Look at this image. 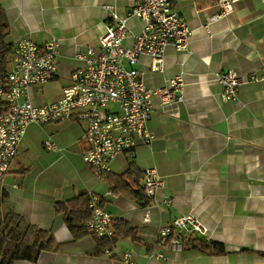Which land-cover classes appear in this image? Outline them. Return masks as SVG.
Returning a JSON list of instances; mask_svg holds the SVG:
<instances>
[{"label":"crops","instance_id":"1","mask_svg":"<svg viewBox=\"0 0 264 264\" xmlns=\"http://www.w3.org/2000/svg\"><path fill=\"white\" fill-rule=\"evenodd\" d=\"M136 1L0 0L9 22L4 41L10 49L20 39L40 45L59 40L60 74L33 87L32 100L43 104L61 98L72 72L81 65L77 52L97 45L105 32L109 16L105 6L113 5L126 16ZM218 1L172 0L173 9L193 29L190 49L178 52L168 47L163 71H152L147 56L138 65L148 87L166 85L175 101L163 104L160 97L152 98L151 144L140 142L134 150L118 154L110 173L121 175L133 163L144 186L145 170L155 168L161 176L156 200L148 196L139 202L115 192L104 177L94 174L82 158L85 120L33 123L0 181V214L21 215L53 243L36 262L20 259L13 264H264L263 255L241 251L264 253V85H241L237 100H223L224 87L215 78L216 73L244 74L264 65V0L239 1L232 13L210 24L212 33L207 34L202 24L217 13ZM129 23L135 31L141 29L136 18ZM9 48L5 61L10 59ZM179 76L175 88L165 82ZM53 82L59 84L54 96L48 92ZM48 138L59 150L46 148ZM89 191L102 196L103 208L116 220L135 227L137 237H118L114 248L101 255L94 254L96 238L91 231L76 238L57 204ZM190 213L205 224L210 239L190 237L223 243L225 255L173 251L160 237L161 228ZM162 251L172 261L159 260ZM127 253L129 261L124 258ZM150 253H158L157 258Z\"/></svg>","mask_w":264,"mask_h":264},{"label":"built area","instance_id":"2","mask_svg":"<svg viewBox=\"0 0 264 264\" xmlns=\"http://www.w3.org/2000/svg\"><path fill=\"white\" fill-rule=\"evenodd\" d=\"M239 1L219 0L217 13L202 24L205 32L211 34L210 24L232 13ZM105 8L109 16L103 36L97 45H87L77 52L81 65L74 69L70 84L55 101L37 104L32 100L31 90L59 76L58 38L44 45L20 39L12 49L8 47L10 59L6 58L5 70L0 72V181L9 173L27 128L33 123L85 120L82 158L97 176L112 170L118 154L134 150L140 142L151 144L152 98L158 96L165 104L174 102L175 96L166 85L147 86L145 72L138 68L140 59L149 57L150 69L163 71L168 47L178 52L189 50L193 29L173 9L172 0H137L126 16L120 15L113 5ZM132 18L141 23L139 31L130 25ZM127 40L131 43L127 44ZM1 46L0 43V52ZM215 78L224 87L222 99L237 100L241 85L252 82L264 85V65L244 74L235 70L216 73ZM179 81L180 76L165 80L173 88ZM44 145L50 150H59L50 138ZM144 175L145 193L156 200L161 176L155 168H147ZM86 197L92 212L87 223L90 231L98 239L113 238L116 216L103 208L100 194L89 191ZM172 232L174 248L177 244L181 247L177 239L180 233L188 238L199 234L210 239L208 228L192 213L176 218L159 230L163 240ZM130 257L131 253H127L124 258L129 261Z\"/></svg>","mask_w":264,"mask_h":264},{"label":"trees","instance_id":"3","mask_svg":"<svg viewBox=\"0 0 264 264\" xmlns=\"http://www.w3.org/2000/svg\"><path fill=\"white\" fill-rule=\"evenodd\" d=\"M9 22L4 11L0 10V43L2 50L0 52V72L5 70V57L8 52V45L4 38L7 35ZM138 169L131 163L129 169L121 174L105 172L101 174L110 184L114 186L115 192H123L138 200L139 202L148 199V195L142 185H140ZM145 200V202H146ZM144 202V201H143ZM3 199L0 197V207ZM57 210L65 214V222L70 231L76 238L90 234L87 226L92 217V212L86 194H80L77 197L57 204ZM114 237L97 239L95 255H101L105 251L114 248L118 237L136 238V228L129 223L116 220L114 223ZM94 235V234H92ZM173 239V232L168 236V241ZM53 243L52 237L37 227L29 224L21 215L9 211L6 214H0V264H13L15 260H28L36 262L43 249H47ZM183 250H198L204 254L222 256L227 253L226 246L217 241H207L199 238H187L181 242ZM241 251L256 252L263 255V252L243 248Z\"/></svg>","mask_w":264,"mask_h":264},{"label":"rangeland","instance_id":"4","mask_svg":"<svg viewBox=\"0 0 264 264\" xmlns=\"http://www.w3.org/2000/svg\"><path fill=\"white\" fill-rule=\"evenodd\" d=\"M58 85H59L58 82H53V83L51 84V86L48 88V92H49L52 96L58 94V91H59V87H58ZM177 239H178V240L180 239V241L183 242V239H187V238L184 236L183 233H180V234H178ZM166 244H168L170 247H172V250H173V251L181 250V247L179 246V244H177V246H178L177 248H174L173 242H169L168 240H166ZM163 246H164V245H163ZM162 253H163V254H162ZM157 254H158V253H156V254H154V253H153V254L150 253L149 255H150L151 258H157V257H156ZM161 254H162L163 256L159 257V258H158L159 260H163V261H165V262H168L169 260L172 261V256L170 257V254H166L165 251H164V252L162 251Z\"/></svg>","mask_w":264,"mask_h":264}]
</instances>
